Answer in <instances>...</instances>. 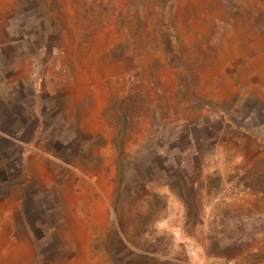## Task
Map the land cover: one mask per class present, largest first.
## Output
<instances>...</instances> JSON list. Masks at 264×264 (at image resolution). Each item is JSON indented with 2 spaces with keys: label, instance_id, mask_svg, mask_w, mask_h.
Instances as JSON below:
<instances>
[{
  "label": "rangeland",
  "instance_id": "obj_1",
  "mask_svg": "<svg viewBox=\"0 0 264 264\" xmlns=\"http://www.w3.org/2000/svg\"><path fill=\"white\" fill-rule=\"evenodd\" d=\"M0 101V264H242L200 234L264 151V0H0Z\"/></svg>",
  "mask_w": 264,
  "mask_h": 264
},
{
  "label": "crops",
  "instance_id": "obj_2",
  "mask_svg": "<svg viewBox=\"0 0 264 264\" xmlns=\"http://www.w3.org/2000/svg\"><path fill=\"white\" fill-rule=\"evenodd\" d=\"M221 156L223 159L226 155ZM233 161L230 171L217 165V175L225 176L228 184H224L223 190H217L203 215L205 224L221 225L219 228L223 230L200 235L207 240L217 241L219 250L215 254L220 255L226 253L224 249L227 246L235 247L238 244L241 231L245 236L244 227L248 230L245 237L253 241L245 251L239 248L234 251L235 257L242 264H264V151L239 153L233 157ZM202 191L212 192V186L205 184L201 186ZM188 238L195 239L196 236L191 234ZM227 262L234 264L233 260Z\"/></svg>",
  "mask_w": 264,
  "mask_h": 264
},
{
  "label": "trees",
  "instance_id": "obj_3",
  "mask_svg": "<svg viewBox=\"0 0 264 264\" xmlns=\"http://www.w3.org/2000/svg\"><path fill=\"white\" fill-rule=\"evenodd\" d=\"M26 110L23 104L15 110L11 103L0 101V165L8 160L3 148L23 135Z\"/></svg>",
  "mask_w": 264,
  "mask_h": 264
},
{
  "label": "built area",
  "instance_id": "obj_4",
  "mask_svg": "<svg viewBox=\"0 0 264 264\" xmlns=\"http://www.w3.org/2000/svg\"><path fill=\"white\" fill-rule=\"evenodd\" d=\"M211 264H219L218 262H213ZM227 264H233L232 262H227Z\"/></svg>",
  "mask_w": 264,
  "mask_h": 264
}]
</instances>
